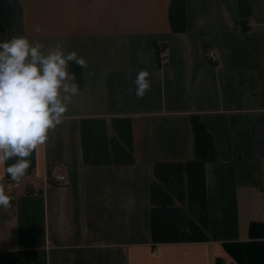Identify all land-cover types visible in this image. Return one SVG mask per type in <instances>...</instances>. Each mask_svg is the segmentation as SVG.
<instances>
[{"label": "crops", "instance_id": "0c3cea01", "mask_svg": "<svg viewBox=\"0 0 264 264\" xmlns=\"http://www.w3.org/2000/svg\"><path fill=\"white\" fill-rule=\"evenodd\" d=\"M239 1L184 0L173 27L170 0H0V40L86 61L25 174L0 163V264H232L221 244L248 240L251 221L264 229V0ZM141 71L150 86L138 97ZM94 117L108 135L111 118H129L133 162L83 163L80 120ZM198 119L215 147L202 167L208 240L153 242V165L194 157Z\"/></svg>", "mask_w": 264, "mask_h": 264}, {"label": "trees", "instance_id": "16d2710c", "mask_svg": "<svg viewBox=\"0 0 264 264\" xmlns=\"http://www.w3.org/2000/svg\"><path fill=\"white\" fill-rule=\"evenodd\" d=\"M184 0H170L169 21L182 23L184 19ZM240 7L242 0L239 1ZM172 27V28H173ZM158 59L159 49L156 44ZM80 66L75 63L71 72L80 83ZM128 117H113L109 120L113 135H108L106 119L101 117L80 120L82 160L86 165L109 163H131L132 139ZM194 157L187 161L157 162L153 165V179L150 185V199L153 207L150 213L151 241L197 242L207 241L206 197L203 164L212 160L215 154L210 133L198 120H193ZM31 165V157L28 158ZM176 185H174V183ZM187 201V210L182 208ZM178 201L179 204L176 203ZM249 239L246 241H225L221 245L232 264H264V229L257 221L249 223ZM262 238V239H261ZM216 259L215 264H219Z\"/></svg>", "mask_w": 264, "mask_h": 264}, {"label": "clouds", "instance_id": "9594fccd", "mask_svg": "<svg viewBox=\"0 0 264 264\" xmlns=\"http://www.w3.org/2000/svg\"><path fill=\"white\" fill-rule=\"evenodd\" d=\"M70 62L81 67L86 63L59 44L45 52L22 35L0 40V163L14 180L25 174L27 157L47 141L49 130L62 122L68 103L79 92ZM147 76L141 71L133 81L138 97L150 86ZM9 206L10 197L0 189V207Z\"/></svg>", "mask_w": 264, "mask_h": 264}, {"label": "built area", "instance_id": "2783aa9c", "mask_svg": "<svg viewBox=\"0 0 264 264\" xmlns=\"http://www.w3.org/2000/svg\"><path fill=\"white\" fill-rule=\"evenodd\" d=\"M209 56H214L213 52L209 51ZM165 55V54H164ZM55 182L57 183V186H65L69 184V178L65 175L62 174L61 172H56L53 176Z\"/></svg>", "mask_w": 264, "mask_h": 264}, {"label": "rangeland", "instance_id": "374dc122", "mask_svg": "<svg viewBox=\"0 0 264 264\" xmlns=\"http://www.w3.org/2000/svg\"><path fill=\"white\" fill-rule=\"evenodd\" d=\"M111 134L113 135L112 131H111ZM173 183H174V185H176V183H175V182H173ZM176 203H177V204H179V203H178V201H176ZM187 204H188V203H187V201H186V200H185V201H183L182 208H183V209H185V210H187V208H188V207H187Z\"/></svg>", "mask_w": 264, "mask_h": 264}]
</instances>
